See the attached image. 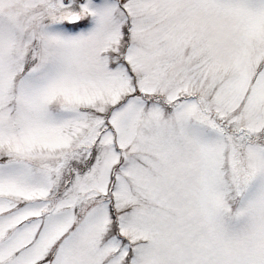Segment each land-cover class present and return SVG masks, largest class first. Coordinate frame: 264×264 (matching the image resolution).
<instances>
[{
	"label": "snow or ice",
	"instance_id": "1",
	"mask_svg": "<svg viewBox=\"0 0 264 264\" xmlns=\"http://www.w3.org/2000/svg\"><path fill=\"white\" fill-rule=\"evenodd\" d=\"M0 264H264V0H0Z\"/></svg>",
	"mask_w": 264,
	"mask_h": 264
}]
</instances>
